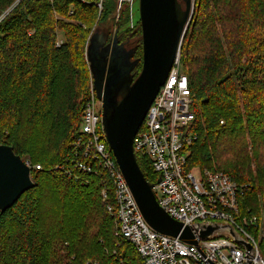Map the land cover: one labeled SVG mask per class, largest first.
I'll use <instances>...</instances> for the list:
<instances>
[{"label": "trees", "instance_id": "trees-1", "mask_svg": "<svg viewBox=\"0 0 264 264\" xmlns=\"http://www.w3.org/2000/svg\"><path fill=\"white\" fill-rule=\"evenodd\" d=\"M115 7L106 1L99 15L95 5L81 0H0V145L40 166L31 171L35 187L0 214V264H143L118 236L110 184L103 199L102 178L77 170L68 178L54 169L71 166L91 77L88 39L102 21L113 24ZM112 36H138L134 60L141 59L139 21L130 29L125 8ZM180 53L194 96L197 137L187 167L222 172L246 186L238 209L260 225L264 0H196ZM140 69L139 62L135 77ZM137 163L146 181L155 183L149 162ZM257 228L250 229L256 238ZM259 252L264 260V237Z\"/></svg>", "mask_w": 264, "mask_h": 264}, {"label": "built area", "instance_id": "built-area-1", "mask_svg": "<svg viewBox=\"0 0 264 264\" xmlns=\"http://www.w3.org/2000/svg\"><path fill=\"white\" fill-rule=\"evenodd\" d=\"M81 1L95 5L99 15L106 1L114 2L117 20L124 6L128 27H135V0ZM180 51L133 139V152L136 160H147L158 175L152 191L159 207L188 227L196 244L159 234L144 221L107 144L102 103L97 99L92 75L83 98L71 166L54 169L68 178H72L74 170L102 178L103 199L107 196L106 184H110L116 204L118 236L134 247L143 264H264L258 239L250 233L256 226L261 230L258 218L243 216L238 209V196L246 186H237L222 172L187 167L189 148L197 137L192 132L194 96L183 71ZM23 162L30 170V177L32 170H40V166L31 165L29 160ZM107 209L111 212L113 208L108 205ZM209 228L214 231L207 238H201V233Z\"/></svg>", "mask_w": 264, "mask_h": 264}, {"label": "water", "instance_id": "water-1", "mask_svg": "<svg viewBox=\"0 0 264 264\" xmlns=\"http://www.w3.org/2000/svg\"><path fill=\"white\" fill-rule=\"evenodd\" d=\"M138 0L142 56L130 62L133 51L117 44L104 47L105 36L93 32L86 59L96 96L102 103V126L113 157L146 224L155 232L196 244L188 227L173 220L158 205L153 184L146 181L133 152V139L164 85L190 26L192 0ZM107 57H110L108 62ZM141 63L139 74L133 70ZM132 73V74H131ZM35 187L30 170L12 147L0 145V214ZM214 229L201 233L207 238Z\"/></svg>", "mask_w": 264, "mask_h": 264}, {"label": "rangeland", "instance_id": "rangeland-1", "mask_svg": "<svg viewBox=\"0 0 264 264\" xmlns=\"http://www.w3.org/2000/svg\"><path fill=\"white\" fill-rule=\"evenodd\" d=\"M192 1L194 3V8H195L196 0H192ZM180 2L184 6V3L181 0H180ZM194 8H193V15H194ZM123 10H124V6H121V11H123ZM115 11H116V7H115L114 12ZM133 19H134V22L135 23L139 21L138 0H135L134 1V4H133ZM192 19H193V16H192ZM117 24H118V20H117L116 17H115V20H114L113 24L110 23V20L109 19H106V20L102 21L98 26H95L94 29H93V31H92V33L98 31L99 33L106 34L109 38H112L113 37L112 35L114 33V30H116V25ZM138 39H139L138 36H133V37L129 38L128 40L126 39L127 42H128V48L129 49H135L136 48V45H137L136 43H137ZM126 40H119V41L121 43H125ZM140 40H141V36H140ZM58 41H61V36L60 35H59ZM260 225H261V230L259 231V235L257 237L259 243H260V239L262 240V238L264 237V220H263V215L261 216V223H260Z\"/></svg>", "mask_w": 264, "mask_h": 264}, {"label": "flooded vegetation", "instance_id": "flooded-vegetation-1", "mask_svg": "<svg viewBox=\"0 0 264 264\" xmlns=\"http://www.w3.org/2000/svg\"><path fill=\"white\" fill-rule=\"evenodd\" d=\"M105 38H106V42H105V44H104V47H107V46H110V47H112V38H108L107 36H105ZM117 38V44L118 45H120L121 47H122V49H124V51L125 52H127V51H133L134 52V50L133 49H129L128 48V42L126 41L125 43H121L120 41H119V39H118V37H116ZM107 60H108V62L110 61V57H107ZM132 61H134V55L132 56V58L130 59V62H132ZM132 74V73H131Z\"/></svg>", "mask_w": 264, "mask_h": 264}]
</instances>
